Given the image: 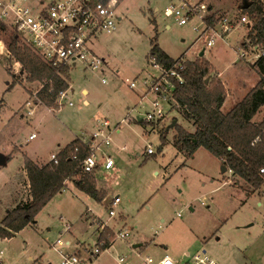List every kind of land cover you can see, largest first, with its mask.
I'll list each match as a JSON object with an SVG mask.
<instances>
[{"label":"rangeland","instance_id":"1","mask_svg":"<svg viewBox=\"0 0 264 264\" xmlns=\"http://www.w3.org/2000/svg\"><path fill=\"white\" fill-rule=\"evenodd\" d=\"M205 2L229 15L242 6L240 0ZM166 3L121 0L116 27L90 39V46L105 59L103 70H91L81 63L71 68L69 94L63 105L57 100L55 108L37 101L35 94L42 83L30 81L22 63L9 56L14 30L7 26L0 31V153L13 154L0 165V223L9 210L31 198L22 166L27 154L44 164L60 145L80 137L99 145L97 158L110 156L118 168L108 172L117 174L112 186L99 180L103 169L97 172V188L109 195L101 203L69 180L37 214L35 225L29 224L12 238H0L4 264H61L63 252L82 254L84 248L94 247L105 229L101 231L102 221L113 234L126 230L130 236L123 242L114 240V234L113 244L93 258L92 264H120L119 255L130 264H144L142 257L158 261L167 254L177 264H194V256L203 251L221 264H264V188L251 193L247 182L224 171L221 160L205 147H198L192 156L180 151L174 144L176 126L189 132L196 127L180 114L174 100L172 104L162 102L166 110L162 118L151 124L145 119L151 100L157 98L151 87L161 73L149 58L154 41L175 59H208L212 64L209 81L221 82L227 91L222 107L227 112L259 80L251 65L255 57L247 39L249 30L240 26L217 37L201 56L206 43L193 29L200 20L179 25L174 18L163 16ZM243 50L247 55L241 57ZM13 75L21 83L8 89ZM131 81L136 83L133 88ZM263 119L264 106L254 117ZM105 120L109 121L105 127L109 145L101 144V137L93 138ZM162 127L169 128L166 141L161 139ZM33 132L37 136L30 139ZM150 146L155 150L151 155L147 152ZM117 193L121 202L114 206L116 215L110 217V199ZM67 224L71 225L69 232H65ZM61 236L72 241L70 248L55 245ZM138 243L141 246L135 247Z\"/></svg>","mask_w":264,"mask_h":264},{"label":"trees","instance_id":"2","mask_svg":"<svg viewBox=\"0 0 264 264\" xmlns=\"http://www.w3.org/2000/svg\"><path fill=\"white\" fill-rule=\"evenodd\" d=\"M248 10L254 11L256 16L253 24L247 27V39L252 48L258 45L262 49L260 56L251 64L258 72L259 80L227 112L222 110L227 99L223 84L212 79L206 82L212 72V64L208 59H175L156 41L152 43L149 58L162 70H171L179 64L182 65L177 71L183 76L184 82L179 83L175 78H171L175 83L174 101L180 114L193 123L196 129L189 132L180 125L176 126L175 146L189 156H192L198 147H205L219 158L237 179L247 182L250 192L254 193L264 188V172L261 170L264 168V119L254 120L264 106V9L255 4L249 9H244L245 12ZM218 13L219 11L208 17L209 23L214 24L218 20ZM6 28L5 24L0 23V31ZM19 38L17 33L12 35L8 44L9 56L22 63V70L27 72L30 81L42 83L36 92L37 100L49 108H55L58 105L56 103L59 93L70 87V67L55 66L47 62L32 46L23 42L21 44ZM243 47H248L247 41L243 42ZM19 82L14 76L8 89ZM166 132V127L160 129L163 141H166ZM91 151L90 143L77 138L58 151L57 163L52 159L45 164H38L25 156L24 169L30 184L31 198L6 213L0 223V238H12L29 224L35 225L37 214L57 193L66 188L68 180L101 203L108 191L97 188V172H85L82 167V160ZM12 155L11 153L5 156L7 162ZM114 234L109 227H105L101 232L98 240L105 242L104 249L112 245Z\"/></svg>","mask_w":264,"mask_h":264},{"label":"built area","instance_id":"3","mask_svg":"<svg viewBox=\"0 0 264 264\" xmlns=\"http://www.w3.org/2000/svg\"><path fill=\"white\" fill-rule=\"evenodd\" d=\"M244 0H240L243 4ZM250 6L259 5L264 9V0H248ZM121 5V0H0V23L10 26L15 33L27 44L32 46L37 53L47 62L55 66L65 65L71 67L83 64L91 70H103L105 59L98 55L90 46V39L103 32H110L117 25V8ZM264 11V10H263ZM209 3L205 0H167L163 10L164 17H172L179 25L192 23L195 18L200 23L195 24L193 29L200 33L199 38H203L206 47H211L216 43L217 37H224L233 32L240 26L250 27L255 20L256 13L248 10L244 11L242 6L233 14L218 13V19L214 24L209 23L208 17L216 13ZM0 47L3 42L0 41ZM254 57L258 58L262 49L258 45L253 46ZM247 55L246 51L241 52V57ZM177 68H182L179 64ZM177 68L171 70H162L159 79L151 87L157 94V98L151 100V109L146 113V121H156L164 116L166 110L162 102H172L174 100L173 89L175 78L177 82H184L183 76L177 71ZM103 82L106 78L103 77ZM130 87H135V81H131ZM69 90H63L59 93L58 101L64 102L68 96ZM37 99V95L35 94ZM39 101V100H37ZM40 102V101H39ZM41 103V102H40ZM32 101L27 105L31 108ZM37 105V103L35 102ZM72 105V102H69ZM30 113H33L31 108ZM109 126V121L105 120L98 132L93 134V138H103L101 144L109 145V136L105 132V127ZM36 133H32L30 138H35ZM91 153L82 160V167L85 172H99L102 168L105 174L102 179L105 182L114 184L117 174L111 176L109 171H116L115 161L110 156L97 158L99 145L93 146L91 143ZM77 150V149H76ZM96 150V151H95ZM148 154H154L152 146L147 149ZM77 158V155L75 156ZM52 159L57 163L56 154ZM264 172V168L261 169ZM107 172V173H106ZM109 216L116 215L115 205L121 202L120 194H115L110 199ZM107 226V223H100L101 231ZM71 225H65V232H69ZM130 234L126 230L115 232L114 240L126 242ZM113 244V242H112ZM55 245L65 247L72 246V241L59 237ZM105 242L98 240L90 250L84 248L83 253L78 251L63 252L61 255V264H92L93 258L98 257L104 250ZM4 252H0V264H4ZM138 255L141 256L140 253ZM144 264H177L170 255H165L160 260L152 256L142 257ZM120 264H130L126 261L124 255L118 256ZM194 264H221L216 258L209 256L205 251L199 252L194 256Z\"/></svg>","mask_w":264,"mask_h":264},{"label":"crops","instance_id":"4","mask_svg":"<svg viewBox=\"0 0 264 264\" xmlns=\"http://www.w3.org/2000/svg\"><path fill=\"white\" fill-rule=\"evenodd\" d=\"M118 19H121V17H119ZM168 27H169V25H168ZM92 49H93V48H92ZM93 50H94V49H93ZM253 53H254V52H253ZM253 56H254V54H253ZM256 59H257V58H255V60H256ZM255 60H254V61H255ZM75 67H77V66H75ZM71 68H73V67H71ZM71 68H70V69H71ZM253 69H254V68H253ZM254 70H255V69H254ZM255 71H256V70H255ZM256 72H257V71H256ZM257 73H258V72H257ZM219 74H221V73L219 72ZM257 82H258V81H257ZM69 83H70V81H69ZM8 84H10V83H8ZM256 84H257V83H256ZM256 84H255V85H256ZM255 85H254V86H255ZM254 86H253V87H254ZM70 88H71V85H70V87L68 88L69 91H70ZM73 90H74V89L72 88V91H73ZM84 92H86V89L84 90ZM247 93H248V91H247ZM247 93H246V94H247ZM246 94H245V95H246ZM84 102H85V104H89V100H88V99H85ZM60 104L63 105L64 102H62V103H60ZM136 120L139 121V122H142V120H144V119H143V118H138V119H136ZM142 123H143V122H142ZM118 131H119V129H118ZM33 133H36V132H33ZM31 134H32V133H31ZM30 136H31V135H30ZM77 138H80V137H76V138L72 139L71 141H69V142H67V143H65V144H63V145H60V147L58 148V151H59L62 147L66 146L68 143L72 142L73 140H75V139H77ZM30 139H31V138H30ZM80 139H82V138H80ZM82 140H83V139H82ZM84 141H85V140H84ZM85 142H86V141H85ZM88 143H89V142H88ZM58 151H57L56 153H52V155H53V154H57ZM52 155H51V160H52ZM12 156H13V155H12ZM26 156L30 157L28 154H27ZM30 158H31V157H30ZM31 159L34 160L35 162H37L35 159H33V158H31ZM51 160H50V161H51ZM24 161H25V159H24ZM24 161H23V165H22V166H23V169H24ZM48 162H49V161H48ZM37 163H38V164H41V163H39V162H37ZM46 163H47V162H46ZM42 164H43V163H42ZM44 164H45V163H44ZM100 169H102V168H99V170H100ZM24 172H25V174H27V172H26L25 170H24ZM14 174H15V172L13 173V175H14ZM13 175H11V176L9 177L8 182L11 180L10 178H11ZM99 180H100L101 182L103 181V179H102L101 177L99 178ZM68 181H69V180H68ZM68 181H67V182H68ZM8 182H7V183H8ZM29 186H30V184H29ZM111 186H112V184H111ZM76 188H77V187H76ZM108 196H109V195H108Z\"/></svg>","mask_w":264,"mask_h":264},{"label":"water","instance_id":"5","mask_svg":"<svg viewBox=\"0 0 264 264\" xmlns=\"http://www.w3.org/2000/svg\"><path fill=\"white\" fill-rule=\"evenodd\" d=\"M250 6V2H248V0H244L243 4H242V8L246 9ZM205 53V50H202L200 55H204ZM209 79H206V82H208ZM176 124V120L173 121V123L171 124V126L175 125ZM169 128H167L168 130ZM7 161L5 159V156L3 154L0 153V165L1 164H5ZM223 170L226 171L227 170V167L225 165H223ZM135 247H139L141 246V243H138V244H134Z\"/></svg>","mask_w":264,"mask_h":264}]
</instances>
